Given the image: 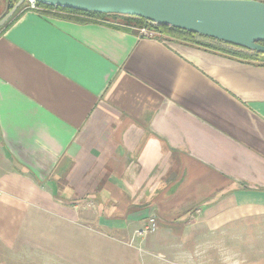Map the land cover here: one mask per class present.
Segmentation results:
<instances>
[{"label": "crops", "instance_id": "0c3cea01", "mask_svg": "<svg viewBox=\"0 0 264 264\" xmlns=\"http://www.w3.org/2000/svg\"><path fill=\"white\" fill-rule=\"evenodd\" d=\"M164 36L29 10L0 31V264H165L213 238L247 260L184 264L262 263L264 62Z\"/></svg>", "mask_w": 264, "mask_h": 264}, {"label": "water", "instance_id": "95a60500", "mask_svg": "<svg viewBox=\"0 0 264 264\" xmlns=\"http://www.w3.org/2000/svg\"><path fill=\"white\" fill-rule=\"evenodd\" d=\"M25 0L0 18V28ZM103 15L136 17L264 54V2L259 0H35Z\"/></svg>", "mask_w": 264, "mask_h": 264}, {"label": "trees", "instance_id": "16d2710c", "mask_svg": "<svg viewBox=\"0 0 264 264\" xmlns=\"http://www.w3.org/2000/svg\"><path fill=\"white\" fill-rule=\"evenodd\" d=\"M264 2V0H259ZM18 0H6V4L2 6L0 18L7 12V10L11 9ZM38 7L40 8L39 12L46 15H51L57 18H64L71 21H76L79 23H100V24H108L114 26L116 28H123L128 26H142L146 22L142 19L136 17L129 16H120V15H103L91 12H81L75 11L65 8H53L48 7L43 4L38 3ZM25 10L23 9V5H21L13 16L8 20L6 24L0 31L7 27L11 22H13L19 14L23 13ZM157 30L160 32L174 37L179 40H183L205 49L219 52L221 54L239 59L244 61H254V62H264V54L254 51H249L237 46L229 45L215 39L203 37L191 32L183 31L180 29L171 28L168 26H158ZM260 45L264 46V42H259Z\"/></svg>", "mask_w": 264, "mask_h": 264}, {"label": "rangeland", "instance_id": "374dc122", "mask_svg": "<svg viewBox=\"0 0 264 264\" xmlns=\"http://www.w3.org/2000/svg\"><path fill=\"white\" fill-rule=\"evenodd\" d=\"M0 13H1V10H0ZM87 209H89V207H87ZM147 224H148V220L146 223H144V226H146ZM147 235H149V234H146L145 236H147ZM134 239H137V237H135V235L127 242L128 243L132 242V241H134ZM217 240H219L220 242H223V243H219V245H217V243H218ZM242 241L245 242V245H246L247 239L243 238ZM211 242L214 244L213 247H209V249H212L211 253H208V254L196 253V254L192 255L191 259H190V257H180V259H178L179 261L166 259L165 264H168V262H172V264H184V262H188L190 260H192V262H200V261L210 262L213 260H217V261H221L218 263H223L226 261H232L233 258H235V260L241 259V258H242V260L243 259L247 260L246 258L249 256V254H247V248L241 247L242 252L240 254H236V252L232 251L235 249H232L231 246L229 247L227 245H223L224 243H230V245H231L232 239H224V238L215 239V238H213V239H211ZM252 243L257 244L260 249H258L259 251H256V253L251 255V256L254 257V259L261 261L262 262L261 264H264V239L257 238ZM132 244H133V242H132ZM159 258L161 260H165L164 257H159ZM21 264H25V263L22 262Z\"/></svg>", "mask_w": 264, "mask_h": 264}, {"label": "built area", "instance_id": "2783aa9c", "mask_svg": "<svg viewBox=\"0 0 264 264\" xmlns=\"http://www.w3.org/2000/svg\"><path fill=\"white\" fill-rule=\"evenodd\" d=\"M23 9L39 12L40 8L38 7V3L35 0H25L23 3ZM157 25L152 22H146L142 26H128L129 29H132L138 38L145 39H160L165 41L164 34L157 30ZM156 230V222L153 218L148 220V224L144 226L141 230L136 231V235L144 236L146 234H150Z\"/></svg>", "mask_w": 264, "mask_h": 264}, {"label": "flooded vegetation", "instance_id": "af4514ba", "mask_svg": "<svg viewBox=\"0 0 264 264\" xmlns=\"http://www.w3.org/2000/svg\"><path fill=\"white\" fill-rule=\"evenodd\" d=\"M5 4H6V0H0V10H1L2 6Z\"/></svg>", "mask_w": 264, "mask_h": 264}]
</instances>
